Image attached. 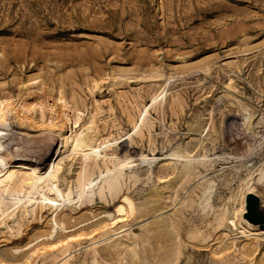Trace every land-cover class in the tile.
<instances>
[{"label": "rangeland", "instance_id": "1", "mask_svg": "<svg viewBox=\"0 0 264 264\" xmlns=\"http://www.w3.org/2000/svg\"><path fill=\"white\" fill-rule=\"evenodd\" d=\"M1 102L25 111L0 126V162L45 168L62 157L60 188L76 203L82 158L67 157L57 118L67 135L96 119L109 157L166 159L118 195L83 200V226L114 213L123 195L136 212L75 244L67 264H264V239L254 245L229 229L252 185L264 209V0H0ZM174 152L202 162L184 174V162L168 160ZM13 221L0 248L44 239L32 219L20 235ZM230 240L238 244L226 250Z\"/></svg>", "mask_w": 264, "mask_h": 264}, {"label": "bare ground", "instance_id": "2", "mask_svg": "<svg viewBox=\"0 0 264 264\" xmlns=\"http://www.w3.org/2000/svg\"><path fill=\"white\" fill-rule=\"evenodd\" d=\"M62 101H61V103H62ZM152 102H153V104H155L157 102V99H154V101H152ZM10 103H12V102H9V103L1 102L0 103V126H2V127L3 126L6 127L8 125V122H9L8 114H11V115L13 114L14 116H16L18 118L20 113L25 111V110H22V109H24V108H22L21 109L22 112H21L20 110L16 109L13 104H10ZM63 106H65V105H63ZM21 107H23V105ZM41 107H43V106H41ZM30 108H29V110H31ZM25 109H27V108H25ZM40 109H42V108H40ZM51 109H52V107H51ZM42 111H44V110L42 109ZM55 111L56 110H54V112ZM38 112L36 111V113H38ZM73 112H75V111H73ZM39 113H41V112H39ZM63 113H61V114H63ZM78 114H80V113H78ZM148 114H149L148 109L145 111V113L141 114L139 124L138 123L135 124V132L134 133H138L140 128L146 124L147 119H148L147 118ZM24 115L27 116L26 114H24ZM46 115H47V113H46ZM72 115L69 116V118L72 117ZM20 117L18 118L19 120H21ZM41 117H43V116H41ZM52 117H54V116H52ZM81 119H79V120H81ZM94 121L90 125L88 124L89 126L86 125V127L84 129H80V130L75 131V132L73 131L74 133H71L70 135H67L64 131L63 120L58 121V118H57V122L56 121H55L56 123L53 122V126H51L53 129H57L59 131L60 137L63 139V145L62 146H64L65 147L64 149L65 150L67 149V151L69 152L68 156L66 154L65 155L68 158H75V161H76L77 156H79V157L81 156V158H82V165H80L81 169L79 170V172L77 171L78 172L77 181H76L77 182L76 186L78 189V199H77L78 202L77 203L75 202V199L72 197V194L70 191L66 192V190H63L62 188H60V184H59L60 183V176L63 172V161H64V159L62 157H61V159H59V161L56 160L54 162H51V164H48L45 168H41L39 165H37L35 163L30 164V163H26V162H20V163H2V161L0 162V240H3L1 242H4V240L6 238L10 239L9 237H6L8 234L6 232L7 235H5V233L2 230V226L7 225L11 218H14L13 222L15 223V225L18 226V229L16 230V232H14L13 231V230H15L14 227H10V226H7V227H9V230L13 231L14 233H17L16 235H20V234H23L25 232L23 227L27 223L36 222V224L33 227V231L34 232L39 231L41 233L42 237H44V239L42 238L43 240H41L40 242H38L37 244L32 245V246H31V244H33L32 241H30L29 243H26V245H23V246H21V245L19 246V245H17L16 242H14L13 246L10 249H8L9 248L8 245H6V247L1 246L2 248H0V264H33L34 262H36V260L42 254H51L52 253V255H53L55 253H61L62 255L67 256L68 255L67 253L70 251V248H72L75 244L82 243L83 240H86L87 238L92 239L95 232H98L99 230H101L105 234L110 232V231L113 233L114 229H116V227H118L119 225H121L120 228L125 227L126 223L128 221V218L130 216H132L134 214V212H136L135 211L136 210L135 202L128 195H123L122 198L119 200V202L116 203L117 205H116V210H114L115 211L114 213H113V211H112V213H109L110 211L109 212L101 211L102 212L101 214L104 216H102L100 219L96 220L95 222L93 221L92 223H90L88 221V223H90V224H88V225H86L87 223L84 224L86 226H83L81 224L85 220V219L82 220L83 218L81 219L80 223L76 222V218H77L76 215L79 214L78 211L83 206V204H84L83 200L84 199H93V197L97 194H99L100 197H103L106 193L110 194L111 196L118 195L121 192V189L127 184V182H126L127 179L129 181H137L141 177H143V175L151 174L152 164L154 162H157L158 165H162L161 162L166 160V159H160V158L159 159H156V158L151 159L149 157L141 156L139 159L140 161L137 162L138 166H134L136 164V160H134L133 158H131V159L128 157L120 158V156L118 157L117 155H114V154L109 157L108 156L109 154L107 152V149L109 147L106 146L109 143V139L105 140V141L104 140L99 141V139H98L99 136H98V138H95V136H93V132L95 131V127L93 125ZM47 122H50V121H47ZM52 128H50V129H52ZM6 130H7V128H6ZM96 134H97V132H96ZM131 136H133V135H131ZM170 156L171 157H169L168 160L176 161V164L180 163V162H184V164H181L182 169H183L182 172L184 174H188V173L193 172L196 164H198L199 162H202V159H200V158H195L194 156H190V155H186V156L181 155L179 152H174ZM100 162L103 163L104 169H102V167H100V165H99ZM109 163L112 165V167H110L108 165ZM146 163H148L147 164L148 166H146L147 168L145 166H142L143 164H146ZM127 167H129V170H130L129 173H127V169H126ZM172 167H173L172 169H174V170L179 169V168H177V166L176 167L172 166ZM144 168H146V169H144ZM97 170L99 171V176H96ZM70 180H72V179H70ZM162 181L164 182V179H162ZM257 192L258 191H257L255 185H252L249 189L248 194H250V193L256 194ZM189 194H191V193H189ZM189 196L187 199H189ZM245 198H246V195L244 196V200L242 202V205H241L239 211L236 212L237 214H236L235 218L230 221V223H229L230 228L229 229L232 228L233 230L238 231L239 236H240V234L242 235V240H243V238H246L247 241H249V242L252 241L251 243H253L259 239H264V230H261L260 228H258V226H255V225L251 224L250 222H248L246 219H244V214L246 213V201H245L246 199ZM236 210H237V208H236ZM232 211H231V213H232ZM80 216L82 217V215H80ZM80 216H78L79 217L78 219H80ZM87 217H88V215H87ZM95 218H97V216ZM95 218H93V219H95ZM98 218H99V216H98ZM31 219H32V222H30ZM74 219H75L76 224L75 225L73 224L71 227L70 226L67 227V224L74 221ZM229 219H228V221H229ZM220 220H221V218H220ZM41 223H43V224H41ZM84 223H85V221H84ZM80 224L82 226L77 228V226ZM29 225H31V224H29ZM127 228H130V227H127ZM90 229L91 230L93 229V231H91L90 233H87L88 232L87 230H90ZM85 231H87V232L85 233ZM116 231H117V229H116ZM119 232H121V231H119ZM119 232H117V233L119 234ZM118 234L116 235V233H115L116 236H118ZM41 235H40V237H41ZM128 235H130V234H128ZM36 237H38V236H36ZM131 238H133V237L131 236ZM227 238H228V236H227ZM242 240H240V241H242ZM96 242H94V244ZM122 242H123V240H122ZM227 242L228 241H226V244H227ZM113 243H115V242H113ZM14 244H16V245H14ZM120 244H122V243H120ZM236 244H238V243H236ZM236 244H235V241L232 240L229 244H227V246H225L226 247L225 249L230 250L234 246H236ZM254 245H256V244H254ZM241 247L244 248V246H241ZM239 249H240V247H239ZM9 250L12 251L13 255L8 256ZM130 250H131V248H130ZM246 250H249V249H246ZM220 251H221V249H220ZM220 251L218 252L219 254L221 253ZM252 252H251V254H252ZM234 253H237V252L234 251ZM96 254H97V252H96ZM241 255H243V257L246 256L245 254H241ZM66 256L65 257L62 256L64 259L62 258L63 260L61 262L58 261V263H55V264H67L69 260L68 259L65 260ZM217 256H219V255H217ZM177 257H176L177 260L176 259L175 260L179 261V258H177ZM221 257H223V256H221ZM175 263H177V262H175Z\"/></svg>", "mask_w": 264, "mask_h": 264}, {"label": "water", "instance_id": "3", "mask_svg": "<svg viewBox=\"0 0 264 264\" xmlns=\"http://www.w3.org/2000/svg\"><path fill=\"white\" fill-rule=\"evenodd\" d=\"M246 219L251 224L264 230V209L262 208L260 197L257 194L250 193L246 197Z\"/></svg>", "mask_w": 264, "mask_h": 264}]
</instances>
